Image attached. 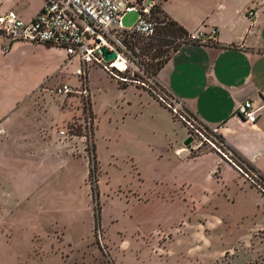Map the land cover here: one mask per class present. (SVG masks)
I'll list each match as a JSON object with an SVG mask.
<instances>
[{"label": "rangeland", "instance_id": "rangeland-1", "mask_svg": "<svg viewBox=\"0 0 264 264\" xmlns=\"http://www.w3.org/2000/svg\"><path fill=\"white\" fill-rule=\"evenodd\" d=\"M135 22L136 13H131L121 19V26L130 29ZM122 41L141 65L139 71L123 74L127 82L118 81L121 88L93 65L87 71L86 95L78 92L81 84L77 76H71L73 69L54 77L44 92L37 93L44 102L39 112L53 121L52 127L65 132L64 140L72 144L71 155L78 159L75 172L79 177L81 172L85 175L80 180L66 177L49 184L41 198L44 207L33 198L32 204L5 216L4 221L14 226L6 232L13 246L8 248L11 254L5 264H208L214 258L213 264L262 263L264 206L258 208L254 192L237 187L246 184L264 199V193L249 180L248 166L227 155L231 162L211 148L161 103L162 94L147 82L154 77L150 72L172 54V47L182 45L180 38L166 36L162 48L155 47V38L134 35L123 36ZM128 41L154 46L142 52L138 46L131 48ZM59 78L75 92L58 94ZM127 85L147 91L175 126L167 124L133 87L123 92ZM68 112L74 115L67 118ZM169 127L171 138L170 133L165 136ZM207 153L218 155L220 164L205 177L194 174L193 178L190 173L180 186H171L163 178L172 169L174 175L177 162L191 164ZM222 162L238 167L235 183L228 182V176L221 180ZM223 183L227 188L222 190ZM168 193L171 196L165 198ZM157 225L175 228L167 246L170 254L152 248L148 240ZM139 232L147 237L140 238ZM197 232L207 237V245L200 244ZM166 233L170 236L167 230L157 231L155 238L166 241ZM181 255L204 258L197 263L174 258Z\"/></svg>", "mask_w": 264, "mask_h": 264}, {"label": "crops", "instance_id": "crops-1", "mask_svg": "<svg viewBox=\"0 0 264 264\" xmlns=\"http://www.w3.org/2000/svg\"><path fill=\"white\" fill-rule=\"evenodd\" d=\"M153 1L166 18L188 35L196 31L216 30L217 39L213 45L182 44L156 72V82L180 99L202 123L217 129L218 136L234 157L248 166L250 173L255 172L264 179V0ZM43 5L44 0H0V14L13 11L23 22L30 23ZM248 10L254 15H248ZM5 46L9 47L8 51L2 52ZM77 67L78 61L69 59L62 49L11 42L0 37V264L6 263L7 255L11 254L8 248L13 246L6 232L14 226L4 221L5 216L32 204L33 198L39 199V205L44 207L41 198L46 195L49 184L66 177L67 180L79 177L75 172L78 159L71 155L72 144L64 140L65 132L60 131L61 128L52 127L53 121L39 112L38 108L44 102L37 95L46 90L47 83L54 77L66 75L64 73L72 69L71 76H74L73 71ZM112 80L121 88L118 80ZM57 82V87L66 84L60 78ZM132 87L139 92V98L144 96L145 101L153 105L161 118L165 117L167 124L175 126L169 113L147 91L135 85H127L122 91ZM88 92L91 94L89 89ZM244 102H251L256 114L254 122L237 115L238 106ZM93 104L92 101V111ZM67 114V118L74 115L73 112ZM170 128L165 133L166 137ZM169 135L171 138V133ZM217 156L207 153L191 164L181 160L175 164L177 170L174 175L170 174L172 169L163 178L171 186H180L190 173L191 177L194 174L198 178L205 177L220 164ZM220 168L221 180L224 176H228V182L238 180L239 174L232 165L222 162ZM178 170L180 174L176 176ZM84 175L85 172H81L79 180ZM224 185L222 190L227 188ZM237 187L254 192L260 202L258 208L263 209L264 199L258 192L246 184ZM170 196L168 193L165 198ZM204 228L205 233L208 229L207 226ZM174 229L171 225L166 228L157 225L148 235L152 248L162 252L167 250L170 254L167 246L173 240ZM162 230L169 231L170 236L166 233L167 240L159 242L155 235ZM182 230L184 228L178 233ZM138 236L142 239L147 237L140 232ZM196 236L200 244L204 241L207 245L205 235L197 232ZM187 253L191 254L190 249ZM174 258L197 263L204 256L181 255ZM207 262L213 264L216 261L214 258Z\"/></svg>", "mask_w": 264, "mask_h": 264}, {"label": "built area", "instance_id": "built-area-1", "mask_svg": "<svg viewBox=\"0 0 264 264\" xmlns=\"http://www.w3.org/2000/svg\"><path fill=\"white\" fill-rule=\"evenodd\" d=\"M156 6L157 3L153 0H44L41 12L30 23L23 22L13 11L0 14V37L11 42L40 44L64 50L69 59L78 61L73 75L79 78L81 84L78 92L86 95L87 71L93 65L121 82H127L123 77L126 72L131 69L139 71L137 66L141 64L138 58L129 52L122 38L134 35L145 38L154 36L156 22L153 12ZM131 13H136V22L132 28L123 29L121 19ZM247 14L254 15L250 10ZM216 41V30L196 31L181 40L197 45H213ZM8 48L3 47L2 52H7ZM101 48H105L108 53H115V59L104 61ZM147 82L162 94L159 99L172 114L200 135L216 152L231 161L227 155H234L218 136L217 129L202 123L168 90L163 87L160 89L154 77L148 78ZM142 86L148 88L145 83ZM56 92L70 95L75 91L67 84H62L56 88ZM236 113L248 122L256 120L251 102L239 105ZM251 176L250 182L264 193V181L261 177L255 172H251Z\"/></svg>", "mask_w": 264, "mask_h": 264}, {"label": "trees", "instance_id": "trees-1", "mask_svg": "<svg viewBox=\"0 0 264 264\" xmlns=\"http://www.w3.org/2000/svg\"><path fill=\"white\" fill-rule=\"evenodd\" d=\"M158 6L159 5L156 6V9L153 12V18L156 22V32H155L154 36L149 37V38H155L156 39L157 44H155V47L162 48L163 46H165L162 42H163L164 38H166V36H172L173 38H180V40L186 38L188 36V33L183 28L178 26L175 22L166 18V16H164L162 14V12ZM135 36H138V35H135ZM139 37H142V36H139ZM181 43L186 44V42H181ZM128 44H130L131 48L138 46V48H140V50L142 52H145L147 50H151V49H153V46H154L153 44H149L147 46L144 44L143 45L139 44V42H129V41H128ZM180 46L181 45H176V46L172 47V53L177 51ZM158 53L161 54L160 51H158ZM169 57H166V59L164 61H162L160 64H158L156 66V68L154 69V71L150 72V75L155 76L156 72L165 64V62L168 60ZM261 180L264 181L263 178H261ZM254 186L256 187V185H254Z\"/></svg>", "mask_w": 264, "mask_h": 264}, {"label": "water", "instance_id": "water-1", "mask_svg": "<svg viewBox=\"0 0 264 264\" xmlns=\"http://www.w3.org/2000/svg\"><path fill=\"white\" fill-rule=\"evenodd\" d=\"M101 52V56L103 57L104 61L108 62L111 60L115 59V53L111 52L108 53L107 50L105 48H101L100 49ZM190 142V141H189ZM186 145L188 144V142L185 143Z\"/></svg>", "mask_w": 264, "mask_h": 264}, {"label": "bare ground", "instance_id": "bare-ground-1", "mask_svg": "<svg viewBox=\"0 0 264 264\" xmlns=\"http://www.w3.org/2000/svg\"><path fill=\"white\" fill-rule=\"evenodd\" d=\"M182 151H184V150H182Z\"/></svg>", "mask_w": 264, "mask_h": 264}]
</instances>
